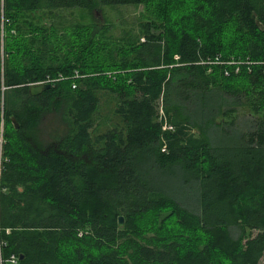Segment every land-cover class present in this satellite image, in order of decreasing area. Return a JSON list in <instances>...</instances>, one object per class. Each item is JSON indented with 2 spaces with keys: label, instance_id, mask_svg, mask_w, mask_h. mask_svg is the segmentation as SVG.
Segmentation results:
<instances>
[{
  "label": "trees",
  "instance_id": "obj_1",
  "mask_svg": "<svg viewBox=\"0 0 264 264\" xmlns=\"http://www.w3.org/2000/svg\"><path fill=\"white\" fill-rule=\"evenodd\" d=\"M140 5L150 16L142 43L106 45L95 26L82 36L51 21L61 10ZM31 14L50 25L34 27ZM59 76L29 95L30 84ZM100 93L114 101L103 132ZM238 109L250 116L244 130ZM48 115L65 131L46 141ZM1 121L3 258L260 264L264 0H0ZM174 180L195 190L194 205L170 193Z\"/></svg>",
  "mask_w": 264,
  "mask_h": 264
},
{
  "label": "rangeland",
  "instance_id": "obj_2",
  "mask_svg": "<svg viewBox=\"0 0 264 264\" xmlns=\"http://www.w3.org/2000/svg\"><path fill=\"white\" fill-rule=\"evenodd\" d=\"M29 21L35 25L41 27H48L50 24L46 20L45 16L38 14H31ZM148 12H146L144 6H122V7H95L91 12H86L85 10L74 8L68 10H61L55 13L51 17V21L54 24H59V27H66L77 32V28L83 27L84 30L91 26H95L96 30H102V33L97 34L96 41L103 40L106 45H127L131 43H142L145 38L142 37V26L146 21H149ZM105 30V31H104ZM64 33V32H62ZM155 35L158 32H154ZM56 44V42H54ZM15 45V42L10 44ZM4 47L6 48L2 40V48L4 53ZM211 61V60H210ZM162 104L159 102L157 107L158 115L164 116L162 111ZM114 108V101L111 97L106 94L100 93V103L98 108V115L96 116V123L99 126V131L103 132L106 129H112L115 123V118L112 115V110ZM236 124L239 128L244 130L242 122L250 118L241 109H238L236 113ZM107 119H112V123L104 124ZM165 118L163 117V122ZM3 124V121H1ZM107 127V128H106ZM106 128V129H104ZM41 136L44 140L48 141L51 137L60 132L65 131V126L61 122L59 115H48L43 124L41 125ZM191 137L194 140L200 139L198 132L196 130L190 132ZM192 187H181L180 180L169 181V191L172 195L176 196L178 200L182 203L191 207L195 199V190H191ZM232 237H236L237 233L231 230ZM260 264H264V254L259 261Z\"/></svg>",
  "mask_w": 264,
  "mask_h": 264
},
{
  "label": "built area",
  "instance_id": "obj_3",
  "mask_svg": "<svg viewBox=\"0 0 264 264\" xmlns=\"http://www.w3.org/2000/svg\"><path fill=\"white\" fill-rule=\"evenodd\" d=\"M177 59V58H175ZM209 63V62H208ZM230 64V63H229ZM238 70L236 69L235 72H237ZM227 73H225L226 75ZM74 77H78V75H75ZM60 80H64L63 77L59 76L57 79L53 80V79H50V78H46L44 81H40V82H37V83H33V84H30V86H33V85H39V84H51L53 83L54 81H60ZM74 88V86H72ZM162 121H163V115L161 113L160 115ZM163 130H170L171 127L167 126V124L164 123L163 125ZM5 144V140H4V137H3V124L2 122H0V172H1V167H2V163L5 161V158L3 156V145ZM6 233H8V231L6 230ZM5 247V242L0 238V264H17L18 263V258L14 255H11L9 256L8 258H3V255H2V250L3 248Z\"/></svg>",
  "mask_w": 264,
  "mask_h": 264
},
{
  "label": "water",
  "instance_id": "obj_4",
  "mask_svg": "<svg viewBox=\"0 0 264 264\" xmlns=\"http://www.w3.org/2000/svg\"><path fill=\"white\" fill-rule=\"evenodd\" d=\"M51 88L50 84H39V85H33V86H29L28 88V93L30 96H36L41 94L44 91H47ZM13 125L15 126V128H18V125L16 123L15 120H12ZM118 222V227L122 228L123 227V218L122 217H118L117 219ZM22 257H19V259H21Z\"/></svg>",
  "mask_w": 264,
  "mask_h": 264
}]
</instances>
